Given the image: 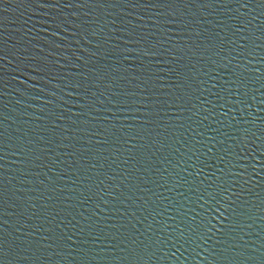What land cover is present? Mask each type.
Instances as JSON below:
<instances>
[{
    "label": "water",
    "instance_id": "obj_1",
    "mask_svg": "<svg viewBox=\"0 0 264 264\" xmlns=\"http://www.w3.org/2000/svg\"><path fill=\"white\" fill-rule=\"evenodd\" d=\"M0 264H264V0H0Z\"/></svg>",
    "mask_w": 264,
    "mask_h": 264
}]
</instances>
